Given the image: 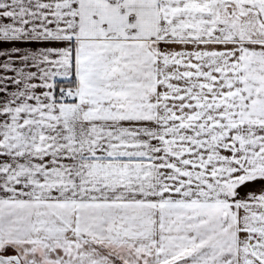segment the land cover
Returning <instances> with one entry per match:
<instances>
[{"label": "snow or ice", "instance_id": "snow-or-ice-1", "mask_svg": "<svg viewBox=\"0 0 264 264\" xmlns=\"http://www.w3.org/2000/svg\"><path fill=\"white\" fill-rule=\"evenodd\" d=\"M0 264H264V0H0Z\"/></svg>", "mask_w": 264, "mask_h": 264}]
</instances>
